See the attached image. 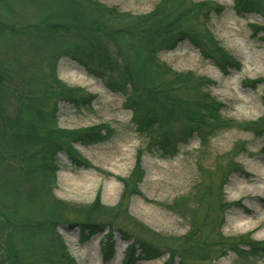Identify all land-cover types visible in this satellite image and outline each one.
<instances>
[{"label":"trees","instance_id":"16d2710c","mask_svg":"<svg viewBox=\"0 0 264 264\" xmlns=\"http://www.w3.org/2000/svg\"><path fill=\"white\" fill-rule=\"evenodd\" d=\"M2 1L0 264H78L59 232L61 224L80 227L83 242L105 232L101 246L106 259L115 251L113 229L119 231L122 239L131 240L129 233L116 223L118 208L105 207L99 198L84 206L53 194L60 168L58 154L66 153L78 168H90V162L79 157L74 145L102 143L111 135L105 124L83 131L58 126V101L82 108L97 98L58 78L57 64L62 57L77 61L112 92L124 95L135 130L144 139V145L137 150L134 169L128 177L120 178L123 196L119 206L132 195H141L140 184L145 176L142 157L147 152L171 158L178 154L180 144L194 138L200 140L201 150L206 152L217 133L231 128L263 138L264 116L242 122L226 118L225 103L210 91L215 85L213 80L191 71H175L159 57L162 51L174 50L180 43L189 41L204 59L212 60L224 73L230 67H238L239 63L219 46L208 26L213 15L222 13L221 5L209 0H159L152 11L133 14L99 0H47L40 17L21 18L14 9L16 2L11 5ZM25 2L33 9L28 4L31 0ZM48 4H54L56 11L45 14V10H50ZM6 6H10L9 11ZM234 6L239 15L257 12L264 17L263 0H235ZM66 7L75 8L65 13ZM197 26H203L204 30L199 31ZM253 28L254 34L264 31V26ZM31 51L47 53L48 73L45 67H31L29 72L23 66L18 67L19 59ZM7 54L15 63L6 64L10 60L4 58ZM259 82L262 81H251L249 86L257 89ZM12 100L15 110L11 114L7 106ZM238 146L232 150L235 156L229 160L218 189L211 176L216 168L204 176L206 169L200 164L204 179L169 206L188 220L190 229L178 237L176 247L163 251L168 254L163 264H217L212 259L214 252L222 257L232 254L235 259L231 264L264 263V240H255L250 234L225 236L221 231L223 209L232 204L222 199L224 187L232 173L245 172L236 161L245 147L243 143ZM203 208L205 213L201 215L199 211ZM128 219L138 230H147L129 216ZM161 251L147 239H133L123 264L160 257Z\"/></svg>","mask_w":264,"mask_h":264},{"label":"rangeland","instance_id":"374dc122","mask_svg":"<svg viewBox=\"0 0 264 264\" xmlns=\"http://www.w3.org/2000/svg\"><path fill=\"white\" fill-rule=\"evenodd\" d=\"M46 1L31 0L28 4H32L33 9L26 5L25 0H3L2 3L12 5L16 2L14 9L21 14V18L32 15L37 18L43 14L41 10ZM99 1L133 14L148 13L159 2V0ZM209 1L221 5L223 11L220 15H213L208 26L219 46L231 55L239 66L230 67L228 73H224L212 60L204 59L189 41L180 43L174 50L162 51L159 57L175 71H191L197 76L213 80L215 85L210 91L225 103L226 109L223 114L226 118L237 122L258 120L264 116V31L254 34L256 30L253 27L264 26V17L257 12L239 15L235 10V0ZM48 6L50 10H45V14L56 11L54 4ZM74 8L66 7L64 12H72ZM6 9L9 11L10 6H6ZM6 9L4 8V11L7 13ZM35 12L40 14H32ZM197 29L204 30L203 26H197ZM37 53L31 51L26 57H21L18 67L23 66L28 72L31 67H45V72L48 73L47 53ZM4 58L10 56L7 54ZM13 63L15 60L11 58L6 62L7 65ZM57 76L68 86L82 88L85 92L97 96L90 106L82 108L58 101V126L83 131L95 125L105 124L111 129V135L102 143L74 145L79 157L90 162V168H78L67 155L58 154L60 168L53 194L66 202L84 206L92 204L99 198L105 207L118 208L115 211L116 217L119 218L116 223L131 236L130 241H124L120 238L119 231L113 229L116 252L107 260L101 248L105 241V232H100L83 242L80 227L69 228L67 224H61L59 232L78 264H121L128 243L136 238L153 242L162 249L161 253L167 250V247H176L178 237L189 231L190 224L169 206L179 197L188 194L196 183L204 179L200 164L206 169L204 176L216 168L211 176L217 188L223 180L229 160L235 156L233 148L242 143L245 150L238 153L236 161L242 164L245 172L232 173L224 187L222 199L232 204L223 209L224 223L221 231L225 236L250 234L255 240H264V136L257 138L250 132L231 128L217 133L211 139L206 152H202L198 138H194L189 144H181L179 153L171 158L147 152L142 157L145 176L140 184L141 195H132L128 201L127 199L124 201H127L126 203L119 206L123 196L120 178L130 175L136 165L137 150L144 145V139L136 132L131 120L132 111L125 107V96L109 90L101 79L90 74L70 57H62L58 61ZM251 81L262 82L258 83L257 89H253L249 86ZM7 109L11 114L14 113L13 100ZM204 213L205 208L199 211L201 215ZM128 216L145 226L147 230L135 228ZM213 241L212 238L209 240L210 243ZM119 251H122V260L116 263ZM221 255L216 252L212 254L214 263L231 264L235 259L230 253L224 257ZM167 258L168 254L163 252L160 257L139 261L136 264H163Z\"/></svg>","mask_w":264,"mask_h":264},{"label":"bare ground","instance_id":"6f19581e","mask_svg":"<svg viewBox=\"0 0 264 264\" xmlns=\"http://www.w3.org/2000/svg\"><path fill=\"white\" fill-rule=\"evenodd\" d=\"M116 263H120L122 260V251H119L116 256Z\"/></svg>","mask_w":264,"mask_h":264}]
</instances>
